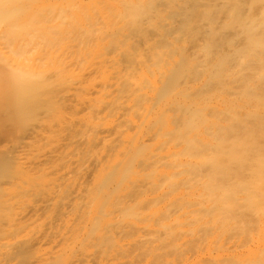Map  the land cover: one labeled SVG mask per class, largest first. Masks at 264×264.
Here are the masks:
<instances>
[{
    "label": "bare ground",
    "instance_id": "bare-ground-1",
    "mask_svg": "<svg viewBox=\"0 0 264 264\" xmlns=\"http://www.w3.org/2000/svg\"><path fill=\"white\" fill-rule=\"evenodd\" d=\"M0 264H264V0H0Z\"/></svg>",
    "mask_w": 264,
    "mask_h": 264
}]
</instances>
